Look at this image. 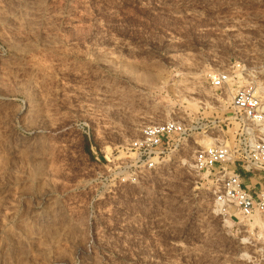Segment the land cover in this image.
Returning <instances> with one entry per match:
<instances>
[{
    "label": "rangeland",
    "instance_id": "obj_1",
    "mask_svg": "<svg viewBox=\"0 0 264 264\" xmlns=\"http://www.w3.org/2000/svg\"><path fill=\"white\" fill-rule=\"evenodd\" d=\"M248 86L264 102V0H0V264H264V215H221L195 166ZM172 119L202 130L131 165Z\"/></svg>",
    "mask_w": 264,
    "mask_h": 264
},
{
    "label": "built area",
    "instance_id": "obj_2",
    "mask_svg": "<svg viewBox=\"0 0 264 264\" xmlns=\"http://www.w3.org/2000/svg\"><path fill=\"white\" fill-rule=\"evenodd\" d=\"M232 79L230 72L222 71L211 77V85L215 91L222 92ZM230 107L231 115L227 119L235 128L233 140L222 138L220 124L212 121L210 134L215 143L196 151L195 166L212 176L215 202L221 215L235 216L232 207L243 216L255 212L264 215V102L251 86L241 87L232 93ZM201 130L197 122L173 119L147 125L130 143V151L135 155L131 165L156 169L172 146H180ZM247 181L250 186L246 185Z\"/></svg>",
    "mask_w": 264,
    "mask_h": 264
},
{
    "label": "bare ground",
    "instance_id": "obj_3",
    "mask_svg": "<svg viewBox=\"0 0 264 264\" xmlns=\"http://www.w3.org/2000/svg\"><path fill=\"white\" fill-rule=\"evenodd\" d=\"M171 91V90H170ZM169 91V92H170ZM170 94L174 95V96H177V95H180L181 94V90L178 89V88H175L173 91L170 92Z\"/></svg>",
    "mask_w": 264,
    "mask_h": 264
}]
</instances>
